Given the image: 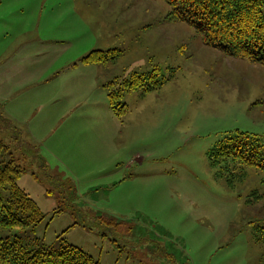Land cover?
<instances>
[{
  "label": "rangeland",
  "instance_id": "rangeland-1",
  "mask_svg": "<svg viewBox=\"0 0 264 264\" xmlns=\"http://www.w3.org/2000/svg\"><path fill=\"white\" fill-rule=\"evenodd\" d=\"M170 11L164 0H0V43L27 29L67 40L71 56L118 49L96 82L117 87L133 73L150 78L124 94L123 118L104 117L92 98L80 113L89 118L82 136L68 130L69 138L91 136L87 150L105 156L100 174H68L48 155L40 162L38 151L18 162L16 183L43 219L1 238L30 250L72 245L97 264H264V230L250 224L264 216V202L245 204L264 184L248 170L247 182L230 190L207 158L235 131L264 146V66L204 45ZM154 81L162 84L146 91ZM0 195L6 201L7 191Z\"/></svg>",
  "mask_w": 264,
  "mask_h": 264
},
{
  "label": "trees",
  "instance_id": "trees-1",
  "mask_svg": "<svg viewBox=\"0 0 264 264\" xmlns=\"http://www.w3.org/2000/svg\"><path fill=\"white\" fill-rule=\"evenodd\" d=\"M170 7L169 17L186 22L200 35L202 43L218 49L225 55L264 66V0H164ZM118 49L93 50L80 59L84 65L107 67L115 64L121 55ZM157 74H152L155 78ZM145 75L131 74L129 80L114 87V82L103 83L109 108L120 119L127 112L121 103L125 93L144 87ZM157 81L146 91L157 89ZM9 148L0 141V190L7 191L6 201L0 195V233L8 230L25 231L43 219L41 210L32 198L16 183L23 169L9 155ZM209 166L215 170L230 190L249 179L254 171L259 183L264 184V146L252 134L235 131L227 134L207 153ZM262 174V175H261ZM264 202V190H253L245 204L253 207ZM257 215V214H256ZM255 215V216H256ZM259 216V215H258ZM264 224V216L251 223ZM255 226L257 231L264 229ZM260 239H256L259 243ZM0 264H97L79 248L64 244L58 249L30 250L20 239L0 237Z\"/></svg>",
  "mask_w": 264,
  "mask_h": 264
},
{
  "label": "crops",
  "instance_id": "crops-1",
  "mask_svg": "<svg viewBox=\"0 0 264 264\" xmlns=\"http://www.w3.org/2000/svg\"><path fill=\"white\" fill-rule=\"evenodd\" d=\"M6 35L8 42L0 43V137L7 141H0L11 158L20 165L27 154L38 151L40 162L48 155L68 174L83 176L101 168L96 173L100 174L105 156L87 150L85 141L91 136L69 138L68 130L79 129L82 136L81 126L89 118L82 120L80 113L86 112L92 98L100 113L113 121L106 91L96 82L101 70L107 72L105 80L108 69L79 64L85 52L71 56L72 44L67 40L43 39L27 29ZM102 134L99 131L96 137ZM91 183L95 186L97 181Z\"/></svg>",
  "mask_w": 264,
  "mask_h": 264
}]
</instances>
